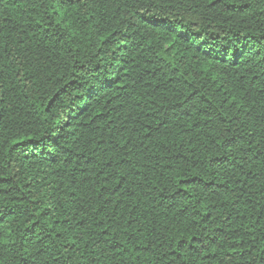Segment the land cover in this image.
<instances>
[{
  "label": "trees",
  "instance_id": "16d2710c",
  "mask_svg": "<svg viewBox=\"0 0 264 264\" xmlns=\"http://www.w3.org/2000/svg\"><path fill=\"white\" fill-rule=\"evenodd\" d=\"M0 264H264V0H0Z\"/></svg>",
  "mask_w": 264,
  "mask_h": 264
}]
</instances>
